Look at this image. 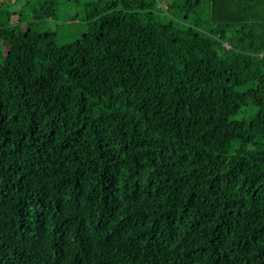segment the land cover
Returning a JSON list of instances; mask_svg holds the SVG:
<instances>
[{
    "label": "trees",
    "instance_id": "obj_1",
    "mask_svg": "<svg viewBox=\"0 0 264 264\" xmlns=\"http://www.w3.org/2000/svg\"><path fill=\"white\" fill-rule=\"evenodd\" d=\"M11 2L0 264H264V0H99L63 45Z\"/></svg>",
    "mask_w": 264,
    "mask_h": 264
},
{
    "label": "rangeland",
    "instance_id": "obj_2",
    "mask_svg": "<svg viewBox=\"0 0 264 264\" xmlns=\"http://www.w3.org/2000/svg\"><path fill=\"white\" fill-rule=\"evenodd\" d=\"M58 7V16L46 17L34 21L29 26L34 31H47L55 33V39L58 45H63L72 41H75L81 37V35L87 31L88 21L85 20L88 4L97 2L99 0H53ZM101 2H113L114 0H100ZM27 0H15L10 5L16 10L26 13ZM162 8V7H161ZM25 20L32 22L30 13L25 14ZM21 22L18 15L12 17V27L16 30L22 27L26 28L27 22ZM6 53V47H3V54ZM255 111L252 112L254 114ZM250 114L247 113L246 116Z\"/></svg>",
    "mask_w": 264,
    "mask_h": 264
},
{
    "label": "built area",
    "instance_id": "obj_3",
    "mask_svg": "<svg viewBox=\"0 0 264 264\" xmlns=\"http://www.w3.org/2000/svg\"><path fill=\"white\" fill-rule=\"evenodd\" d=\"M224 44H225L226 47H230L231 46V44L228 41L224 42ZM259 56L260 57H264V49L259 53Z\"/></svg>",
    "mask_w": 264,
    "mask_h": 264
}]
</instances>
